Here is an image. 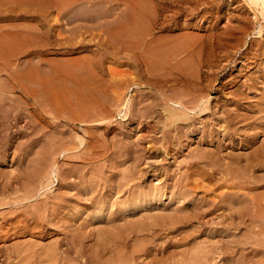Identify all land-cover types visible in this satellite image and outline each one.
Returning a JSON list of instances; mask_svg holds the SVG:
<instances>
[{
  "label": "bare ground",
  "instance_id": "6f19581e",
  "mask_svg": "<svg viewBox=\"0 0 264 264\" xmlns=\"http://www.w3.org/2000/svg\"><path fill=\"white\" fill-rule=\"evenodd\" d=\"M163 1H165V0H163ZM168 1L169 0H167V2ZM184 1H186V0H184ZM243 1H245V3H247V6H249L248 8H251L253 10L252 11V13H253L252 16L254 17L253 21H255V22L257 21L256 23L260 25V27L259 26L258 27L262 29L264 27V0H243ZM171 2H173V1H171ZM177 2H180V1L177 0ZM195 2H197V0ZM198 2L200 3L201 0L200 1L198 0ZM105 3H106V1H105ZM173 3L176 4V2H173ZM167 4L171 5L169 3H167ZM197 4L196 5L192 4V5L195 7V6H197ZM204 4H202V5H204ZM176 5L178 6L179 3ZM202 5L199 4V6H202ZM183 6H182V8H183ZM208 7L210 8L209 5H208ZM257 7H258V9H260L259 11H258ZM171 8H172V6L170 7V9ZM187 8H185V9L187 10ZM193 8H191L190 10L192 11ZM196 8H198V7H196ZM174 9H175L174 11L176 12L177 11L176 8H174ZM200 10H202V8ZM184 11L185 10H183V12ZM194 11H196V10L194 9ZM249 11H250V9H249ZM177 12H179V9ZM199 12L200 11H198L197 13H199ZM181 13H182V11H181ZM186 13H187V11H185V14ZM139 14L141 15V13H139ZM188 14H190V13H188ZM247 14H248V12H247ZM171 15H174V14H171ZM131 16H133V15L131 14ZM235 16H237V14L234 15V17ZM252 16H251V19H252ZM244 17H245V15H244ZM244 17L241 19L242 22L244 20ZM246 18L248 19V17H246ZM130 19H131V21H130L131 23H134V22L136 23L135 17H131ZM106 21L108 22L107 19H106ZM110 21L112 22V20H110ZM236 21H238V20H236ZM240 21H238V22H240ZM248 21H249V19H248ZM125 22H124V24H125ZM128 22L129 21H127V23ZM151 22L148 21L147 23H151ZM242 22H240V23H242ZM152 24H154V23H152ZM245 24L247 25L248 23L245 21L243 26H245ZM252 24H253V22L251 23V25ZM233 25H236L235 27H237L238 23L236 22V24H233ZM146 26H147V24H146ZM155 26H157V25L155 24ZM243 26H242V28H245ZM157 27L159 28V26H157ZM186 27H188V25H186ZM229 27H231V26H229ZM146 28H148V27H146ZM218 28H220V27H218ZM239 28H241V27L240 26L237 27V29H239ZM142 29H145V28H142ZM209 29L212 30V28H210V27H209ZM221 29L222 28H220L219 30H221ZM148 30H150V29H148ZM225 30H226V28L223 31H225ZM235 30H236V28H230L227 30L228 34H229V42L228 43L235 42V41H233V38H230ZM153 31H155V30H153ZM243 31L239 32V33L246 32V31H244V32ZM150 32L152 33V31H150ZM151 33H149V34H151ZM217 33H215V34H217ZM258 33H261L260 30H258ZM17 34L18 33L14 27H12L8 31L7 30L2 31V28H0V125H1V128L3 126H5V124H9L12 120L11 117L13 116L12 112H13L14 108H12V107L7 108V105L9 106L12 103V102L10 103V101L8 100V97L13 98L12 95H7L8 93L21 92L20 95L23 93L26 98H31L33 100V103H35V106L41 107L43 103L41 102L39 97L43 98L42 95L44 96V93L51 91L53 88L54 89L56 88V87H54L53 81H51V80L44 81L43 79L41 80L39 77L35 78L36 77L35 75H34L35 77H32L29 80L34 81V83H38V86H36L35 88H32L31 86H29V83H27L28 85L26 84V82L23 83V81H22L23 77L17 71V69L19 68V67L17 68V65H18L17 63L15 66V69L6 68L5 59H11V60L16 61L19 58L20 52H18V50H17V40H18ZM236 35H237V33H236ZM236 35H234V36H236ZM145 36H146V34H145ZM151 36L154 37L153 34ZM226 36H225V39H226ZM237 36H236V38H237ZM189 37H190V35H189ZM204 37H206V36H204ZM211 37H213V36H211ZM216 37H217V35H216ZM152 39H150V41ZM230 39L232 41H230ZM222 40H224V39H222ZM226 40H228V39H226ZM241 40H242V42H244L243 39H241ZM255 40L260 41L259 39H255ZM206 41L208 43H210L209 42L210 40L209 41L206 40ZM186 42H185V46H186ZM213 42H214V40H213ZM238 42H240V41H238ZM254 42H256V41H254ZM216 43H217V41L215 42V44ZM144 44H145V41H144ZM215 44H214L213 48L215 47ZM226 44L227 43H225V47H227ZM152 45H149V46H152ZM203 45L205 46V44H203ZM207 45L208 44H206V46ZM212 45L213 44H211L210 46H212ZM219 45H220V43H219ZM222 45L224 46V44H222ZM222 45H221V47H222ZM229 45L232 46V43ZM239 45H241V44H239ZM243 45H245V44H243ZM188 47L189 46H187V48ZM225 47H224V49H225ZM251 47L252 46H250L248 48V46H247V48L249 50H246V53H243V55H242L243 57H241L242 59L240 58L241 63H242V65H241L242 71L241 72H243L246 67H249L250 59H251V61L254 60L253 61L254 63L255 62L257 63V61L262 56H264V44L261 45L258 49L256 46V49H254V51L252 49H250ZM175 48H177V47H175ZM194 48H192V49H194ZM170 49H172V48H170ZM192 49L186 50V48H185V50H183V47H181V48H179V52L177 49L176 50L177 54H176V57L175 56L173 57L174 63H172V64L168 63V65H167V63L165 62V57H164L163 65H165V67L167 66V68L169 70L168 73L158 75V76L154 75L155 78L152 77L153 79H151L149 77V79H147L148 81L146 79L143 80L144 78L142 79L143 81H146L145 83L148 85V87L150 85L154 88V90H156L155 92H157L156 93L157 95H155V96L153 95L154 96V97H152V98H154L153 101L148 100L150 103H148V101L146 103V101H145L144 103H146V104H144V105L140 101L139 104L141 106L139 105L140 106L139 108H138V106H137V108H131V106L134 104H129L130 102L125 103L126 100L124 101L125 104L121 105L122 108L127 109V113H129L130 117H136V118H134L136 120V126L135 127L133 126L134 127L133 129L131 127L130 130L133 131L134 135L136 133H138L137 135H139V136L138 137L134 136L137 139H135V141H133L130 139V136H129L130 132L129 133L127 132L128 129H127V131L125 129L126 132L121 130L120 133H118V131H117L118 136L120 134L121 137H118L117 135L116 136L118 138L113 137L115 139V141H112V142H114V146L117 147V149L115 148V150L113 148L112 149L108 148V151L105 150V148L107 146L105 148H104V146L107 144H104L105 142H103V140H104L103 139V140H101L103 143L100 142L99 144H97V146H95L96 153L95 152L94 153H88L91 150L93 151V148H94L93 147L94 145L93 146L90 145V142L92 141L91 139L94 136L92 130L96 129V127L94 128V125H99V127L96 130H97V132L100 130V132H98V135H96V137L98 140H100L104 135L106 136V134L108 133V130L110 129L109 125L113 119V116H111L112 113L110 111H107L108 108L102 109L101 113L96 112L95 111L96 108L92 109L93 106L97 105L100 102H96L97 104H95V102L93 100L94 105L92 104L93 106L91 108H89L90 106L88 105V103H85L86 97H84V94H87V93H85L84 91L78 92V90L74 89V87H73V90H76V92L74 94H72L74 97L72 96V98H70V99H68V97L71 96L70 94L68 96V95H66L68 93H65V92L56 93L55 90L54 91H55L57 96H56V98H54L55 99L54 102L52 100H50L51 98H48L50 101H48V99L46 101V99L43 98V100L48 102L47 105L49 106V111L52 114L53 118L55 119L54 124L51 123V124H53L51 127V130L47 129V130H49V132H51L50 135H52L51 149L49 148V150H51L49 155L53 156L52 159L50 160L51 164L49 163V164H47L48 165L47 166L44 163L42 165V168H40L41 166L40 167L38 166L39 168L36 169L34 172L32 170L31 174H28L29 172H27V174H28L27 178L26 177H23V178L24 179L26 178L28 183H25L23 180H22L21 184L18 182L20 184L19 189H20V187H22L24 190L23 191L24 194H22V192H18L19 198L16 195L17 199H15V196L12 199L13 200L15 199L14 202L17 204L18 207H20V210H21V208L23 210L21 211V213H18L19 209L16 210V212L18 214L15 215L13 213L15 216H12L11 215L12 213L10 212V215L12 217L9 218L7 215V218H9V219H7L6 217L1 218L2 214L0 215V219L3 220L4 223L6 222L5 224L8 225V228H6L7 231L5 230L6 233L3 235L2 234L0 235V241L5 236L6 237L11 236L12 237L13 235H22V237L23 236L25 237L26 234L35 235L34 238L38 237L40 240H44V239L51 237V236H54V235H62L63 237L59 238V241H58V239L56 240V242L51 240L52 243H47V244H45L46 240H45L44 244H42L40 241H36V240H34L36 242H30L34 238L32 240H29V242L27 241L24 244H21L17 241V243H19L20 245L19 244L15 245V243H14L15 246L12 247L11 252L10 253L7 252V254H5V256L7 255V260L11 259L10 260L11 264H72V261H75L76 259H78V257H82V258L84 257V259H85L84 263L82 262L80 264H150L151 262H155V260L158 262V264H167L166 263L167 259H165V260L162 259V257L160 255L158 256L159 258H157V259H155V255L151 256V254H154V253L151 252L150 244L153 243L154 241H156L158 238L163 240L162 239L163 237H166L165 239H167V237H168V239H169V237H171L169 235L179 236L184 232L185 233L188 232V230H191V231L194 230L193 232L199 233L201 235V237H202V235H204L208 238H211L209 236H214V238L216 236L217 237L223 236L226 239H228V240L224 239V243L227 245V242H228V245H230L231 244L230 243L231 237L233 239L235 237H238L240 234L249 232L251 230L253 231V229L255 227L260 226V222L264 218V138L262 139L263 141L260 142L258 135L264 134V128H261L262 126L261 127L259 126V124L256 122L257 121L256 119L258 118L257 117L258 113L263 112V114H264V98H263V96H262L263 99L258 98L259 95L257 97L258 99H261L259 102H257L255 104V105H257L256 107L259 108V112L258 113L255 112L257 114V116L254 115L255 113L254 114L252 113L253 112V111H251L252 108H251V110H249V108H247V106H243L241 100L245 101L246 99L244 97H246L247 99L251 98V97H248L249 95L248 96L246 95L247 94L246 91H249V90L254 91L255 89H259L258 84H257L258 81L260 83L264 82V66H261L263 62L261 64H259L260 66L257 64V66L263 67V68L258 69L259 70V71L257 70L258 72L254 71L255 75L257 74L256 77L253 76L254 78L250 77V79L248 78L247 81L245 80L246 82L244 81V83H245L243 85V87L245 86L244 91L239 90V88L242 85H240V87H237L238 91H235V90L227 91V84H226L227 82L225 83V82L220 80L219 66H218V64H214L217 62V60H216V62H214V60L203 59L202 57H200V55L197 51L192 50ZM160 50H161V48H160ZM164 50H166V49H163V53H159L156 51L157 55L160 56L161 54H164V52H165ZM208 50H209V48H208ZM226 50H224V51H226ZM167 51H169V49ZM206 51H207V49H206ZM219 52H220V50H219ZM229 52L230 51H228V54H229ZM153 53H152V56H154ZM179 53L181 54V56L178 57ZM207 53H209V52H205V56ZM213 53H215V52H213ZM221 53H219V54H221ZM226 53H225V55H227ZM209 54H207V55H209ZM217 54H218V52H217ZM217 54L215 56H217ZM201 55H203V54H201ZM223 57H226V56H224V53H223ZM154 59H156V58H154ZM169 61H171V60L169 59ZM226 61H228V60L226 59L225 62ZM238 61H239V59H238ZM99 64H101V63H99ZM223 64H225V63H223ZM223 64H221V65H223ZM257 66H255V67H257ZM191 67H193L192 71L189 70ZM220 68H221V66H220ZM223 69H225V68H223ZM255 69H253V70H255ZM238 71H240V70H238ZM222 72H220V73H222ZM244 73H245V71H244ZM252 75H253V72H252ZM98 76H100V75H98ZM246 76H247V74L245 75V79H247ZM2 77H5L6 80L12 81V83L8 86L4 85L3 84L4 79ZM44 77H46V76H44ZM66 77L67 76H65V78ZM52 78H54V77H52ZM68 78H70V77H68ZM76 78H78V77H76ZM93 78L95 79V77H93ZM99 78L100 77H98V79ZM114 78L115 77H113V80L110 79L112 81V85L110 84L111 82L109 80H108L109 82L106 81L112 87L116 86V85H113V83L115 84V82H113L114 80L117 79V83L120 82V80L118 81V78H116V79H114ZM48 79H50V78H48ZM57 79H59V78H57ZM71 79H73V78H70L68 80L71 81ZM89 79H92V78L89 77ZM89 79L87 78L88 83H89ZM101 79H104V78H101ZM121 79H123V78H121ZM125 79L122 80V82L126 83L129 80L128 79L126 81ZM59 80H61V79H59ZM83 80H84V78H82V81H80V82L81 83L83 82L86 85V82H84L85 80L84 81ZM234 80H233V82H234ZM70 81H68V82H70ZM73 81H75V80L73 79ZM92 81H94V80L92 79ZM130 81L128 83L132 82V81L131 82ZM76 82H77V79H76ZM95 82L96 81H94V83ZM101 82L102 81H100V83ZM238 82L240 84H242L240 81H238ZM94 83L92 85L94 87L95 86L98 87L99 85H102V84H99V85L97 84L98 85L97 86ZM102 83H104V82H102ZM31 84H32V82H31ZM65 84L67 85V83H65ZM76 84L78 85V83H76ZM126 84L124 85L121 83L117 86L120 87V85H122V86H124L123 88H125ZM263 84H262V86H264ZM59 85H57V89H58ZM236 85L238 86V84H236ZM236 85H235V88H236ZM122 86L118 89H121ZM64 87H65V85H64ZM96 87H95V89H97ZM102 87H104V86H102ZM102 87L99 86L98 89H100V91L103 89V91H104V88H102ZM116 87L112 88L113 90H115V92H112V90H111V94L114 93V97H112L113 94L111 97L113 99L116 98V100L120 101V103H121V99H123L121 95L123 93L122 94L119 93L120 91L117 92ZM127 87H128V85H127ZM243 87H242V89H243ZM62 88H63V86H62ZM106 88H109V86ZM106 88H105V90H106ZM260 88L262 90V87H260ZM82 89H84V88H81V90ZM61 90L64 91L63 89H61ZM92 90H94V89H92ZM109 90H110V88L106 91H109ZM66 91L69 92V90H66ZM123 91H124V89H123ZM91 92L93 93V91H91ZM150 92L151 91H149L148 93H150ZM104 93H105V91H104ZM142 93H144V92H142ZM213 93L219 94L218 97L216 96L217 98L216 97L214 98V100H216V103L214 105L211 104V100H212L211 95ZM258 93H260V89H259ZM52 94H53V92H52ZM97 94H98V92H97ZM97 94L95 92V95H97ZM150 94H152V93H150ZM105 95H104V97H105ZM139 95H141V94H139ZM46 96H45V98L50 96V94H48L47 97ZM89 96H90V94H89ZM120 96H121V99H119ZM123 96H125V95L123 94ZM224 96H226V98ZM144 97H145V95H143L141 100ZM221 97H224V99H226V100H224L222 102V104L220 103L219 107L222 108L221 109L222 111L220 112V110H218V111L216 110V107L218 106V103L221 100L220 99ZM87 98L90 99L89 97H87ZM92 98H93V96H91V99ZM112 98L110 100H109V98H107V99L109 101H111ZM148 98H150V97H148ZM88 99H87V101H89ZM95 100H97V99H95ZM7 101H9L10 104H8ZM255 101H256V98H255ZM103 102H106V101H103ZM103 102H102V104L104 105ZM19 103H20V101H19ZM110 103L113 104V103H117V102H113V103L110 102ZM120 103L118 102V104L116 106L119 107ZM247 103L249 104V102H247ZM15 104H17V103H15ZM89 104H90V102H89ZM102 104H100V105L102 106ZM45 105H46V103H45ZM72 105L75 106V108L77 105H79L80 107H77L76 109L74 108V110H73L70 108ZM251 105H253V104H251ZM12 106H14V105H12ZM159 106H161V107L159 108ZM113 107H115V105H113ZM256 107H254V108H256ZM31 108H32V106H31ZM35 108L36 107H34V109ZM45 108L47 109L48 107H45ZM101 108H104V107H101ZM119 110H121V109H119ZM17 111H19V108L17 109ZM20 111H19V113H21ZM24 111H25V109H24ZM32 111H33V109H32ZM41 112H43V111L41 110ZM218 112H220V114H222V115H220V114L218 115L217 114ZM25 113H26V111H25ZM25 113H22V115ZM34 113H36V112H34ZM43 113H45V112H43ZM118 113L119 112H117V114ZM14 115H16V113H14ZM48 115H50V114H48ZM26 116H25V119H26ZM28 116H27V118H28ZM38 116H37V118H38ZM44 116H45V114H43V118L46 117V116L45 117ZM52 116H51V118H52ZM254 116L257 118L255 119ZM98 117H100V118H98ZM123 117H125V116H123ZM127 117H128V115H127ZM130 117H128L127 119H129ZM149 117H150V120H148ZM261 117H263V116H261ZM17 118H15V119H17ZM32 118H33V116H32ZM9 119H10V122H9ZM50 119H47V120H50ZM263 119L259 118V120H263ZM51 120H53V119H51ZM62 122L65 124L62 125ZM151 122H153V124H151ZM132 124H134V122ZM155 124H157V125L159 124L161 127V129H159V130H161L160 136L158 135L159 137L158 136L156 137V135L154 136L152 134L154 132L152 130L156 127ZM10 125L13 127L12 124H10ZM10 125H9V127H10ZM43 125H44V122H43ZM60 125H62L61 126L62 128L66 127V126L68 128L70 127V130L72 132L74 131L73 133L75 136L68 133L69 132V131H67L68 128L60 130L59 129ZM103 125H105V126H103ZM118 125H117V127H118ZM263 125H264V123H263ZM40 127H42V125ZM115 128H116V125H115ZM123 128L124 127H122V129ZM259 129H262V130H259ZM35 130L36 129L34 127V132H35ZM8 131H10V130H8ZM14 131L15 130H13L11 132L14 133ZM93 131H95V130H93ZM142 131H145L146 134H143ZM156 131H158V130H156ZM1 132H0V134L3 133V132L2 133ZM6 132L4 133V135H6ZM40 132H42V131H40ZM47 132H45V133H47ZM78 132L82 133L83 136L81 135L82 138H80V136H79L80 139L79 138L78 139L80 140V142L78 141L79 142L78 146H75L77 144L73 145V143L76 142L74 139L78 137L77 135H80V134H78ZM45 133H44V136H45ZM58 133H61L63 135L62 136L63 138L57 137V138H59L58 141L61 139L60 140L61 145H59V146L55 144V142L57 141L56 136L59 135ZM9 135H10V133H9ZM36 136H38V135H36ZM36 136H34V138H36ZM39 136H41L40 133H39ZM1 137H3V136H1ZM5 137L7 138V136H5ZM31 137H33V136H31ZM41 137H43V136H41ZM60 137H61V135H60ZM84 137H86L87 139H86V141L83 142ZM132 137H133V135H132ZM188 138L189 139L193 138L192 143L189 142L191 145L189 146V144H188V147H191V148L189 149L187 147L189 150L186 149L187 151H184L186 148V145H185L186 143L183 144V142L186 140H189ZM10 139L13 140L14 137L10 138ZM10 139H8V140L10 141ZM227 139L228 140L229 139L234 140V141L236 139V142H234V143L229 141V145H228L230 147V145L232 143H233V145L236 143L235 144L236 147L234 146V148H232V149L231 148L229 149L228 147L226 148L225 147L226 146L225 141ZM46 140L47 139H44V142ZM2 141H3L2 143H4L5 139ZM12 143H11V145H12ZM143 143H147L146 144L147 145V148H146L147 151L142 148L141 145ZM7 144H8V142H7ZM47 145H48V143H47ZM109 145H110V143H109ZM80 146H82L81 147L82 149L80 148ZM237 146H240V147H237ZM4 147H6V143H5ZM76 147H79V150L81 149V153H79L80 151L79 152L77 151L78 149L77 150L75 149ZM231 147H233V146H231ZM1 148H3V147H1ZM6 148H8V147H6ZM45 148H46V146H45ZM47 148H48V146H47ZM237 149H244V151H238ZM43 150H44V148H43ZM4 151H6V150H4ZM154 151H158L159 154H161L160 152H162L163 153L162 155H165V156L171 155L173 153V151L174 152L176 151L177 155H178V153L180 155L183 153L182 160L180 161L181 166H179V164H178L179 170L177 169V172L178 171L179 172L176 173L175 171H173L174 173L178 174L177 175L178 177L176 176V174H175L176 178L174 175L169 176V174H172V173H167L165 171L169 176L168 180L171 179L173 182V183L170 181L167 182V178H166L165 183L166 182H167V184L172 183L170 185L165 184L167 187H165V185H163L164 188H166L165 189L166 190V197H167V193H168V195L170 197L168 200H170V199L172 200L174 198V200L175 199L177 200L175 202H178V200L183 202L182 206H174L172 209L169 208L171 210V214L165 213L164 211H162V212H164L165 215H160V213L162 214L161 211L159 212V214H154L155 213L154 209L157 208L156 205H157L158 201H160L162 196L164 197V195H165V191L162 190L163 186L162 185H161L162 187L157 186V185L151 186V184H153V183H151L150 181H149L150 185L148 184L149 186L147 185V187H146L143 185V181L145 183L144 178H146L147 175H150V176L155 177L157 179V175L159 174V173L156 174L158 172L157 170L155 173V168H153V166H151V164H150V163H153V161L155 163V160H153L152 162H147L145 160L146 162H143L144 159H147L149 157V156H147V158H143L144 156H146V155H144V153L147 152L148 154L150 153L151 155L156 154L157 152H154ZM75 152H78L80 155L82 154V156H80V155L79 156L82 159H84V161H86V163H84V166H81L82 164H80V165L78 164V165H72L71 167L67 168L66 163H65L66 167L63 168L61 166V164H58L59 162L57 161L58 158L56 159V156L59 157V155L62 154L63 158H68V157L71 158V156L74 155ZM184 152H186V153L188 152L187 155H184ZM1 154L4 156L5 153L3 154V152H2ZM41 154H43V153H41ZM47 154H48V152H47ZM159 154H157L158 157H159ZM40 156L42 158V155H40ZM153 156H151V157H153ZM44 157H46V156H44ZM73 157L75 159V156H73ZM46 158H48V156ZM128 158L133 160V163H131L132 166H130V172L126 173V175L124 174L123 177L125 178V180H119L118 174L120 172L118 173V168H119V166H122V164L126 160H129ZM156 158H157V156H156ZM48 159H47V161H48ZM74 159H71V161ZM76 159L81 162V160H79L78 158H76ZM149 159H150V157H149ZM158 159H160V158H158ZM161 159L163 160V158H161ZM178 159H180V158H178ZM40 160L41 159H39V161ZM43 160H44V158H43ZM140 161H142V163L144 164V165L142 164L144 166V167L142 166L143 169L145 168V164H147L145 171L142 170L141 166H140L141 168H139V164H141ZM148 161H151V160H148ZM37 162H38V160H37ZM66 162H67V160H66ZM156 162H157V160H156ZM38 163H36V164H38ZM61 163H62V161H61ZM63 163H62V165H63ZM157 163H155V164H157ZM176 163H177V160H176ZM73 164H75V163H73ZM129 164H130V162H129ZM159 164H161V163H159ZM171 164H173V163H171ZM69 165H70V163H69ZM168 165H170V164H168ZM175 165H177V164H175ZM154 166L156 167L158 165H154ZM126 167H128V165ZM165 167H167V165H165ZM172 167H173V165H172ZM172 167H171V170H172ZM161 169H162V167H161ZM163 169H162V171L164 172L165 169L164 170ZM169 169H170V166H169ZM169 169L168 170L166 169V170L170 171ZM174 169H175V166H174ZM119 170H121V169L119 168ZM128 171H129V169H128ZM123 172H125V171H123ZM152 172H154V173H152ZM24 173L25 172H20L21 175H23ZM52 173L55 174V177L57 180L55 190L54 189L52 190L53 185H52V181H50V175ZM150 173H152V174H150ZM27 174H24V175H27ZM121 174H122V171H121ZM158 176H160V175H158ZM5 177H6V175L3 176L2 179H4ZM8 177H9V180L11 182L12 176H8ZM15 178H16V180H19V179H17L18 177L15 176ZM159 179H160V183H161V178H159ZM173 179H175V180H173ZM5 180L6 179H4V181ZM7 181H8V178H7ZM19 181H21V178ZM13 182H14V180H13ZM15 183H17V182H15ZM154 183H156V182H154ZM157 183H159V182H157ZM9 184H7V185L5 184L7 187L4 185H3V187H6L7 189L9 188L8 189L9 191L12 187H13L12 189H14V191H15V188L18 187V185H16V187L14 188L15 185L13 184L14 186H12L10 188ZM0 185H1V183H0ZM1 191H4V190L2 189ZM41 191H42V193H41ZM7 192H5V193L7 194ZM20 193L22 195H20ZM121 193H123V195ZM1 194L4 195L3 193H1ZM6 194H5V196H6ZM9 194H7V195H9ZM119 194L122 196L113 200V197H115V195L119 196ZM209 195H211V196L214 195L215 198L213 200H211ZM10 197L11 196H9V198ZM122 197H124V199ZM6 198H8V196ZM33 198H35L37 202L39 201L38 202L39 204H37V203L35 205L33 204L34 208L32 207L33 208L32 209L31 208V206H32L31 200ZM211 198H213V197H211ZM13 200H11V201H13ZM162 200H163V198H162ZM2 201H4V199ZM2 201L0 204H2ZM34 201L35 200L33 199L32 202L34 203ZM164 201H166V200H164ZM164 201L162 203H164ZM8 202H10V201L8 200L6 203H8ZM14 202H12V203L14 204ZM122 202H123L122 205L124 207H119L120 205L118 203H122ZM170 202H172V201H170ZM181 202H179L180 205H181ZM84 203H85V205L87 204V207L92 208L91 210H90V208L88 209V210L92 211L91 213H88L87 212L88 210L86 208L84 209L81 207V205ZM5 205L6 204L4 203V206ZM115 205H119L118 208L117 207L114 208ZM174 205H176V204L174 203ZM1 206L2 205H0V207ZM10 206H11V208H16V206L14 207V205H10ZM165 206L168 207L169 205L168 206L165 205ZM158 208L156 209V211L161 210ZM10 209L8 207V210H10ZM153 210H154V212H153ZM225 211H227V213L229 211L230 213L225 214L226 213ZM167 212H168V210H167ZM134 213L140 214V217H139L140 219L135 221L136 215H134L133 219H135L134 220L135 222H133V220H131L132 222H128L130 219L128 221L126 219L128 218V216L130 214H131L130 217L132 219V216H133L132 214H134ZM179 213H184V214L189 213V214H187V216L186 215H184V216L179 215L178 216ZM120 214H121V216H122V214H125V219H124L125 223H120L119 217L117 218V215L120 216ZM126 214H128V215H126ZM101 217L105 218L104 219V221H105L104 226L105 227L99 226L102 229H98L99 227H95V226L97 225L98 222H100ZM97 218H100V219H99V221H97L95 223ZM226 218H228L229 220H227ZM226 220L229 222H226ZM263 222H264V220H263ZM98 225H99V223H98ZM100 225L102 226V223ZM187 227L188 228L192 227L193 229L190 228L187 230ZM2 229H3V226H2ZM255 229H257V228H255ZM0 232H1V230H0ZM193 232L192 233L190 232V235L192 234V236H193L194 235ZM197 233H196V236H197ZM187 234H184V237H186L185 235H187ZM194 236H193V238H194ZM9 237H8V240H10ZM15 237H17V236H15ZM220 237H219V239H220ZM173 238H171V240ZM90 239H91V241H90ZM176 239H178V238H176ZM183 239H185V238H182V240ZM187 239H188V237H186V241L184 240V242H188L189 240L187 241ZM205 240L206 239H204V241ZM233 240L236 241L235 239H233ZM233 240L231 242H233ZM65 241L67 242V244H65L64 247H68L70 245V248L68 247L67 250H66V248L62 249L63 242H65ZM87 241H89V243H87ZM134 241H135L136 245H137V242L142 241L143 243H141V244H143V245L140 244L141 247H136L135 244H134L135 246H133V244H130L131 245L130 246L129 243L134 242ZM172 241H171V243H170V241H166V240L164 242H165V244L166 243L168 244V242L170 243V245L172 244V246H170V248H173V247L177 248L180 246L179 244H181L180 243L181 241L180 242H173V243H172ZM174 241H177V240H174ZM3 242H4V240H3ZM184 242L182 241V245L184 246V248L188 247L187 245L189 244V242L187 245H184ZM212 242H214V241H212ZM222 242H223V240H222ZM207 243L206 244L205 243L194 244V247L198 248L199 250H202L201 247L205 246L204 248L208 249L210 247V248H213V251H215L214 249L217 247L214 246L212 243H211V245H210V243H209V245ZM237 243L238 242H236V245L238 246L239 243L238 244ZM261 243H262V241H261ZM161 244H160V248H161ZM167 244H166V246H167ZM192 244H193V242H192ZM192 244H190V245H192ZM66 245H68V246H66ZM154 245H156V244H154ZM216 245H218V243ZM232 245L233 246H231V247L234 248V246H236L235 242H234V244L232 243ZM129 246H130V248H132V247L133 248L130 249ZM166 246L162 247V250L166 251V248H169V246H167V247ZM92 247H97L99 249L98 251L95 250L97 255L90 252V249L92 250ZM152 247H153V245H152ZM128 248L130 250H128ZM218 248H221V244ZM224 249L222 248V250H224ZM226 249H227V247H226ZM228 249H230V248H228ZM156 250L159 251L161 249H156ZM162 250H161V253H164V252H162ZM234 250H236V248H234ZM152 251H153V249H152ZM182 251H180L181 255L184 252V251L183 252ZM195 251H197V250H195ZM209 251H211V250H209ZM228 251H230V250H228ZM228 251L226 252V250H224L223 253L226 254V253H228ZM88 252H90V253L88 254ZM204 252H206V251L204 250ZM180 253H178V254H180ZM220 253L222 254V252H220ZM174 254H177V253L174 252L173 250L168 252V256L173 257ZM156 255H158V254H156ZM166 255H167V253H166ZM210 255H211V252H210ZM149 256H151V257L154 256L153 257L154 259L153 258L151 259V257L149 258ZM184 256H183V258H184ZM203 257H205V256H203ZM222 257H223V255H222ZM4 258H3V260H4ZM147 258L150 260H147ZM183 258L181 260H183ZM170 259L171 258L169 257L168 260H170ZM222 259H224V258H222ZM181 260L179 263H181ZM190 260H192V259H190ZM174 261H176V260H174ZM4 262H5V260H4ZM76 262H78V261H76ZM157 262H155V263L157 264ZM10 263L8 262V264H10ZM76 264H78V263H76Z\"/></svg>",
  "mask_w": 264,
  "mask_h": 264
},
{
  "label": "rangeland",
  "instance_id": "374dc122",
  "mask_svg": "<svg viewBox=\"0 0 264 264\" xmlns=\"http://www.w3.org/2000/svg\"><path fill=\"white\" fill-rule=\"evenodd\" d=\"M105 1H106V3H105ZM162 1L163 0H161V1L160 0H0V15L2 16V17L0 16V28H2V31H4V30L5 31L6 30L8 31L12 27L15 28V30L18 33L17 34V36H18V40H17V50H18V52H20L19 58L16 61L11 60V59H5L6 68L15 69V66H16V63H17L18 64L17 65V68L18 67L19 68L18 69L16 68V69H17L18 73H20V75L23 77V80H22L23 83L24 82H26V84L29 83V86H31L32 88H35L36 86H38V83H34V81H30L29 80L32 77H35L36 76L35 78L39 77L41 80L43 79L44 81H47V80L48 81L49 80L53 81L54 87H56V88L55 89L53 88L51 91L47 92L48 94H50V96H48L47 93H44V96L42 95V97L44 99H46V101H47L48 98H51L50 100H52L54 102V100H55L54 98H56V96H57L56 93H61V92L62 93L63 92L68 93V94H66L68 96L70 94L71 96L68 97V99H70L73 96L72 94H74L76 92V90H78V92L79 91H81V92L84 91L85 93H87V94H84V97H86L85 98L86 99V102L85 103H88V105L90 106L89 108H91L94 105V102H95V104H97L96 102H100L97 105L93 106V108H92V109H95L96 108L95 111L98 112V113L99 112L101 113L102 112V109H107L108 108L107 111H110L112 113L111 116H113L112 122L109 125L110 129L108 128L109 130H108V133L106 134V136L104 135L100 140H98L97 137H96V135H98V132H100V130L97 132L96 129L99 127V125H94V128L96 127V129H93V130H95L96 132L93 131V130H92V132H93V135L96 138L93 136V138L91 139L92 141L90 142V145H92V146L94 145L93 146L94 148H93V151L91 150L88 153H94V152L96 153L95 146H97V144H99L100 142L101 143L105 142L104 144H107V145L104 146V148L107 146L105 148V150H107V151H108V148L109 149H112L113 148L114 150H115V148L117 149V147L114 146V142H112V141H115V139H114L115 137L116 138L121 137L120 134L118 136V133H120L121 130L124 131V132H126L127 129H128L127 132L128 133L129 132L131 133V134L129 133L130 139L133 140V141H135V139H137L134 136L138 137L139 136V135H137L138 133H136L134 135L133 131L130 130L131 127L133 129L136 126V120L134 119L136 117H130L129 116V113H127V109L122 108L121 105L130 102L129 104H134V105L131 106V108H137V106L139 108L141 106L139 104L140 101L142 102L143 105L146 104L148 100L149 101H153L154 98H152V97H154L155 95H157L156 94L157 92H155L156 90H154V88L152 86H150V85H149V87H150L149 88L148 85L145 83L146 81H143V80H145V79L147 80V79H149V77L151 79H153V78H155V76L168 73L169 70H168L167 66L165 67V65H163V61H164L163 59L165 57V62L167 63V65H168V63L169 64L170 63L171 64L174 63L173 57L174 56L176 57V54H177V51L176 50L178 49V52H179V48H181V47H183V50H185V48H186V50H188V49H192V48L195 47L192 50L197 51L199 53L200 57H202L203 59L214 60V62H216V60H217L216 63H214V62L213 63L214 64H218V66H219V74H220L219 76H220V80L223 81V82H225V83L227 82L226 83L227 84V91H233V90L238 91L237 90V87H240V85H242V86L239 88V90L240 91H244V89H245V86L243 87V85L245 84L244 81L245 80L247 81L248 78L250 79V77L251 78L256 77L257 74L255 75V72L258 69L263 68V67H259L260 66L259 64H261L262 62L264 63V56H262L257 61V63L255 62L256 64L253 62L254 60L251 61V59H250V61H249V64H250L249 67H246L245 70L243 69L245 71V73H244V71L241 72L242 71V69H241V65H242L241 59L242 58L241 57H243L242 56L243 53H246V50H249L248 48L250 46L253 47L255 45L254 46L255 48L254 47L253 48L252 47L250 48V49H252L254 51V49H256V46H257V49H258L261 45L264 44V29H263L264 27L262 29L259 28L260 25L256 23L257 21L256 22L253 21L254 20V17L252 16V14H253L252 11L253 10L251 8H248L249 6H247V3H245V1H243V0H203L204 2L201 0L202 3L201 2L199 3L198 0H197V2H195L196 0L195 1L194 0L193 1L192 0H189V1L188 0H186V1L179 0L180 2H177V0H169L170 2L171 1L176 2V4L179 3V5L177 6L173 2L170 3L169 1L167 2V0H165L163 2ZM167 3H169L171 5H168ZM192 4L193 5H196L197 4V6L194 7ZM199 4L200 5L204 4V5L199 6ZM181 5L182 6L183 5L185 6V7L183 6L184 9L182 8ZM208 5L210 6V8L208 7ZM171 6H172L171 9L173 11L170 9ZM190 7L191 8L194 7L192 9L193 12L190 10L191 9ZM196 7H198V8H196ZM174 8H176L177 11L179 9V12H177V11L175 12L174 11L175 10ZM185 8H187V10ZM201 8H202L203 11L200 10ZM194 9L196 11H194ZM249 9H250L251 12L249 11ZM257 9H258V7H257ZM183 10L187 11V13L185 14V11L183 12ZM245 10L248 12V14H247V12ZM259 10L260 9H258V11ZM181 11H182V13H181ZM198 11H200V12L197 13ZM139 13H141V15ZM188 13H190L191 15L188 14ZM131 14L133 16H131ZM171 14H174V15H171ZM236 14H237V16L234 17V15H236ZM244 15H245V17H244ZM251 16H252V19H251ZM131 17H135L136 23L135 22L134 23H131L130 22L131 21V19H130ZM243 17H244V20L242 22L241 19ZM246 17H248L249 21H248V19ZM106 19L108 20V22L106 21ZM110 20H112V22ZM236 20H238V21L241 20L240 22H242V23H240V22H238ZM250 20L253 22L252 25H251L252 22ZM127 21H129V22L127 23ZM148 21L149 22L152 21V22L151 23H147ZM245 21L248 24L247 25L245 24V26H243ZM124 22H125V24H124ZM236 22L238 23V25L241 28L237 29V27H239V26L237 25V27H235L236 25H233V24H236ZM152 23H154V24H152ZM146 24H147V26H146ZM155 24L157 26H159L160 29L157 26H155ZM186 25H188L189 28L186 27ZM229 26H231V27H229ZM242 26L245 27V28H242ZM146 27H148V28H146ZM209 27L212 28V30L209 29ZM218 27L222 28L221 29L222 31L219 30L220 28H218ZM142 28H145V29H142ZM225 28H226V30L223 31ZM230 28H236V30L233 32V34L230 37V38H233V41H235V42L228 43L229 42V34H228V31L227 30L230 29ZM148 29H150V30H148ZM153 30H155V31H153ZM243 30L246 31V32H244ZM258 30H260L261 33H258ZM150 31H152V33ZM242 31L244 33H239V32H242ZM144 33L146 34V36H145ZM149 33H151V34H149ZM215 33H217V34H215ZM236 33H237L238 36L236 35ZM152 34L154 35V37L151 36ZM223 34L224 35L225 34L227 35V36L226 35L225 36H226V39H228V40L225 39V36ZM189 35H190V37H189ZM216 35H217V37H216ZM234 35H236L237 38ZM204 36H206V37H204ZM211 36H213L214 38L211 37ZM149 38L150 39L153 38V39L150 41ZM222 39H224V40H222ZM241 39H243L244 42H242ZM255 39H259L261 42L258 41V40H255ZM206 40H208V41L210 40L209 41L210 43H208ZM213 40H214V42H213ZM144 41H145V44H144ZM216 41H217V43L215 44ZM230 41H232V40L230 39ZM238 41H240V42H238ZM254 41H256V42H254ZM185 42H186V46H185ZM219 43H220V45H219ZM225 43H227L226 46L229 49L227 47H225ZM231 43H232V46L229 45ZM148 44L149 45H152L153 44V45L152 46H149ZM201 44L202 45L205 44V46L204 45L202 46ZM206 44H208V45L206 46ZM209 44L210 45L213 44V45L210 46ZM214 44H215V47L213 48ZM222 44H224V46ZM239 44H241V45H239ZM243 44H245V45H243ZM221 45H222V47H221ZM187 46H189V47L187 48ZM247 46H248V48H247ZM175 47H177V48H175ZM207 47L209 48V50H208ZM224 47H225V49H224ZM160 48H161L162 51L160 50ZM162 48L163 49H166V50H164L166 53L164 52V54H161L162 56L160 55L161 56L160 57V56L157 55L156 51L159 52V53H163V49ZM170 48H172V49H170ZM168 49H169L170 52L167 51ZM206 49H207V51H206ZM218 49L220 50V52H219ZM226 49L228 51H230L229 54H228V51ZM224 50H226V51H224ZM205 52H209L210 54L207 53L209 55L206 54V56H205ZM213 52H215L216 54L218 52L217 56H215L216 54L213 53ZM152 53L154 54V56H152ZM219 53H221V54H219ZM223 53H224V56H226V57H223ZM225 53L227 55H225ZM201 54H203V55H201ZM179 56H181L180 53H179L178 57ZM154 58H156V59H154ZM169 59L171 61H169ZM226 59L228 61L225 62ZM238 59H239V61H238ZM99 63H101V64H99ZM223 63H225V64H223ZM263 63H262L261 66H264ZM221 64H223V65H221ZM257 64L259 66H257ZM220 66H221V68H220ZM255 66H257V67H255ZM192 68L193 67H191L189 70L192 71L193 70ZM223 68H225V69H223ZM252 68L253 69L256 68V69L253 70ZM238 70H240V71H238ZM248 70L249 71L251 70V71L249 72ZM220 72H222V73H220ZM252 72H253V75H252ZM246 74H247V76H246L247 79H245V75ZM98 75H100V76H98ZM44 76H46L47 78L44 77ZM65 76H67L66 77L67 79L65 78ZM97 76L100 77V78L98 79ZM52 77H54V78H52ZM68 77L73 78L75 81H73V79H71V81L68 80V79H70ZM76 77H78L79 79L76 78ZM89 77L92 78L96 82L94 83V81H92V79H89ZM93 77H95V79ZM113 77H115L114 79L118 78V81L120 80L119 83H117V79L114 80L113 82H115V84L113 83V85H116L117 86V85H119L121 83L125 85L127 83L126 84V87H125L126 89L123 88L124 86H122V85H120V87L122 86V88H121L122 90L121 89H118V88H120L119 86H117V87L116 86H113V87L110 86V84L112 85V81L110 79L113 80ZM120 77L123 78V79H121ZM2 78L4 79V82H3L4 85H7L8 86V85H10L12 83V81L6 80L5 77H2ZM48 78H50V79H48ZM57 78L61 79L62 81L59 80V79H57ZM82 78H84L85 81L84 80L83 81L86 82V85L83 82L82 83L80 82V81H82ZM87 78L89 79V83L87 81ZM101 78H104V79H101ZM76 79H77V82H76ZM124 79L126 81L128 79L129 80L126 83H124V82H122V80H124ZM108 80L111 82L110 84L107 83V82H109ZM233 80H234V82H233ZM68 81H70V82H68ZM100 81H102L104 83H102V82L100 83ZM129 81L131 83H128ZM238 81H240V82L242 81L241 82L242 84H240ZM31 82H32V84H31ZM65 83H67V85ZM76 83H78L79 86ZM93 83L95 85L102 84V85H99V86L100 87L104 86L102 88H104L105 93H104L103 89L101 91H100V89H98L99 88L98 85H97L98 87L95 86L97 88V89H95V87L92 86ZM235 83L238 84V86ZM263 83L262 82L260 83L259 81L257 83L258 84V88L260 89V93H258L259 92V89H255L254 91L253 90L246 91L247 94L246 93L245 94L247 96L249 95L248 97H251V98L247 99L246 97H244L246 100L245 99H244L245 101L241 100L243 106H247V108H249V110H251V108H252L251 111H253L252 112L253 114L255 112L256 113L259 112V108L256 107L257 105H255V104L257 102H259L261 99L264 98V90H263L264 89V86H262ZM57 85H59L58 89H57ZM64 85H65V87H64ZM127 85H128V87H127ZM235 85H236V88H235ZM62 86H63V88H62ZM105 86L106 87L109 86L110 90L109 91H106L109 88H106ZM73 87L76 90H73ZM114 87H116V91L117 92L120 91L119 93H121V94L123 93L125 95V96H123V94L121 95L123 99H121V96L119 97V99H121V103H120V101L116 100V98L115 99L112 98V97H114V93H112L113 94V96H112L111 90H112V92H115V90L112 89ZM242 87H243V89H242ZM260 87H262V90H261ZM81 88H84L85 90L84 89L81 90ZM105 88H106V90H105ZM61 89H63L64 91H62ZM92 89H94V90H92ZM123 89H124L125 92L123 91ZM54 90L56 91V93H55ZM66 90H69V92L66 91ZM91 91H93V93ZM149 91H151L150 93H152V94L148 93ZM52 92H53L54 95L52 94ZM95 92H96V94L98 92V94L95 95ZM142 92H144V93H142ZM20 93L21 92H13V93H8L7 94V95H12V97H13V98L8 97V100L10 101V103L12 102L11 104L9 103V101H7V103L10 104L9 106L7 105V108L8 107L9 108L10 107L14 108L13 109V112H12V115L13 116L11 117L13 121L11 120V122H12L11 123L10 122V119L11 118H10L9 119V122L10 123L8 122L9 124H5V126H3L2 128H1V125H0V128H1L0 129V132L1 131L3 132V133L1 132L3 135L0 134L1 136H3V137L0 136L2 138V139L0 138V148L1 147L4 148V149L3 148L0 149V154L2 152H3V154L5 153L4 156L2 154H1L2 156L0 155V183H1V185H0V192L4 194V195H2L0 193V200L2 201L4 199V201H2V204H0V205L3 206V207L2 206L0 207V215L1 214L3 215V216L1 215V218L2 217H6L7 218V215H8L9 218H11L12 216H15L16 214L21 213V211L23 209L21 208V210H20V207H18L17 204L14 201H15V199H17L16 198V195L19 198V196H18L19 193L18 192H22V194H24L23 193V191H24L23 188L20 187V189H19V186H20L22 180L25 183H28V181L26 179L27 176H28V174H31L32 170L34 172L40 166H41L40 168H42V165L44 163L46 165L49 164L50 163V160L53 157L52 155H49L50 154V151H51V150H49V148L51 149L52 135H50L51 132H49V130H47V129H50L51 130V127L54 124V120L55 119L53 118L52 114L49 111V106L47 105L48 102H46L45 100H43V98L39 97L40 100H41V102L44 105L42 104L41 107H38V106H35V103H33V100L31 98H26L23 93L21 94L22 95L21 96ZM89 94H90V96H89ZM139 94H141V95H139ZM104 95H105V97H104ZM143 95H145V97L141 100V98L143 97ZM146 95L148 97H150L151 99L148 98ZM258 95H259V97H258ZM45 96L47 98H45ZM91 96H93L92 99H91ZM216 96L218 97L219 94L213 93L211 95V99H212L211 100V104L212 105H214L216 103V100H214V98ZM262 96H263V98H262ZM87 97H89L90 99H88ZM224 97L226 98V96H224ZM224 97H221L220 98L221 99L220 100L221 102L219 101L218 106L216 107V110L217 111L218 110H220V112L222 111L221 110L222 108L219 107V105H220V103L222 104V102L224 100H226V99H224ZM257 97L258 98H261V99H258ZM107 98H109V100L112 98V100L109 101ZM255 98H256V101H255ZM87 99L89 101H87ZM95 99H97V100H95ZM250 99L251 100L253 99L254 101L252 100L253 101L252 102ZM50 100L48 99V101H50ZM93 100H94V102H93ZM19 101H20V103H19ZM103 101H106V102H103ZM124 101H125V103H124ZM145 101H146V103H144ZM149 101H148V103H150ZM89 102H90V104H89ZM102 102L104 103V105L102 104ZM110 102H112V103L113 102H117V103L111 104ZM118 102L120 103L119 104V107L116 106L118 104ZM247 102H249V104ZM15 103H17V104H15ZM45 103H46V105H45ZM250 103L253 104V105H251ZM100 104H102V106ZM12 105H14V106H12ZM113 105H115V107H113ZM31 106H32V108H31ZM34 107H36V108L34 109ZM45 107H48L47 108L48 110ZM77 107H80V106L77 105L76 108ZM101 107H104V108H101ZM160 107L161 106H159V108ZM254 107H256L257 109L254 108ZM18 108H19V111L21 110L20 111L21 113H19V111H17ZM70 108L74 110L75 106L72 105ZM24 109H25L26 113H25ZM32 109H33V111H32ZM119 109H121V110H119ZM41 110L43 112H45V113L41 112ZM116 111L119 112L118 113L119 115L117 114ZM32 112L33 113L36 112V113L33 114ZM220 112H218L217 114L219 115ZM14 113H16V115H14ZM22 113H25V114L22 115ZM256 113L254 114L255 116H257ZM43 114H45V116H46V117L44 116L45 118H43ZM48 114H50L52 116V118ZM26 115L27 116L29 115L28 116L29 119L27 118ZM38 115L40 117L41 116L42 117L40 118ZM127 115H128V117H130L129 119H127L128 118ZM220 115H222V114H220ZM260 115L263 116V117H261ZM25 116H26V119H25ZM32 116H33V118H32ZM37 116H38V118H37ZM123 116H125L126 118L123 117ZM257 117H255V119L257 118L256 119L257 120L256 122L259 124L260 127L262 126L261 128H264V125H263V123H264V119H263L264 118V114H263V112L262 113L261 112L258 113V116ZM15 118H17V119H15ZM50 118L53 119V120H51ZM98 118H100V117H98ZM259 118L260 119L262 118L263 120H259ZM47 119H50V120H47ZM130 119L134 122V124H132L133 122ZM148 120H150V117H149ZM43 122H44V125H43ZM51 123H53V124H51ZM10 124H12L13 127ZM63 124H65V123L62 122V125ZM151 124H153V122H151ZM9 125H10V127H9ZM41 125H42V127H40ZM62 125H60V127H59L60 130L61 129L68 128L67 126L64 127V128H62L61 127ZM105 125H103V126H105ZM115 125H116V128H115ZM117 125H118V127H117ZM155 125H156V127L152 130V131H154L152 134L154 136L156 135V137H157L158 135L160 136V134H161L160 133L161 130H159V129H161V127H160L159 124H158L159 126L157 124H155ZM34 127L36 129L35 132H34ZM122 127H124V128L122 129ZM42 128L44 130L45 129L46 130L44 131ZM7 129L10 130V131H8ZM125 129H126V131H125ZM13 130L16 131V132L14 131L15 134L13 132H11ZM156 130H158V131H156ZM259 130H262V129H259ZM40 131H42V132H40ZM67 131H69L68 132L69 134L75 136L74 133H73L74 131L72 132L70 130V127L67 129ZM117 131H118V133H117ZM5 132H6V135H4ZM45 132H47V133H45ZM9 133H10V135H9ZM39 133L43 137L39 136ZM44 133H45V136H44ZM142 133L143 134H146L145 131H142ZM58 134L59 135L56 136V140L57 141L56 142L54 141V142H55L56 145L59 146V145H61V143H60V140L61 139L59 141H58V139L59 138H63L62 137L63 135L61 133H58ZM78 134H80V135H77L78 137L74 139L76 142H74L73 145L77 144L75 146H78V144L80 142L79 139L82 138L81 137L82 133L78 132ZM36 135H38V136H36ZM60 135H61V137H60ZM132 135H133V137H132ZM263 135L264 134H259L258 135L260 142L263 141L262 140L264 138ZM5 136H7V138L10 136L8 139L13 138V137H14V139L13 140L10 139V141H11L10 142ZM31 136H33V137H31ZM34 136H36V138H34ZM79 136H80V138H79ZM57 137H59V138H57ZM4 139H5V142L2 143L3 142L2 140H4ZM44 139H47V140L44 142ZM84 139H83V142L86 141L87 138L84 137ZM192 139L190 138L189 139L190 141L189 140H186V141L183 142V144L186 143L185 144L186 145V148H185L184 151H187V150H189L191 148V147H188V144H189V146L191 145L190 143H192ZM101 140H103V142ZM229 141L234 143V142H236V139H235V141L234 140H230V139L229 140L227 139L225 141L226 142V144H225L226 145L225 146L226 148L227 147L229 149L230 148L231 149L234 148V146H235L236 143L234 145L232 143L230 145V147H229L228 146L229 145ZM7 142H8V144L10 146L7 144ZM5 143H6V147H8V148L4 147L5 146ZM11 143H12V145H11ZM47 143H48V145H47ZM109 143H110V145H109ZM146 144L147 143H143L141 146H142V148L144 150L147 151V149H146L147 148V145ZM45 146H46V148H45ZM47 146H48V148H47ZM231 146H233V147H231ZM81 147L82 146H80V148ZM237 147H240V146H237ZM43 148H44V150H43ZM75 149L76 150L78 149L77 151L78 152L80 151L79 153H81V149L82 148L79 150V147H76ZM4 150H6V151H4ZM237 150L238 151H244V149H237ZM47 152H48V154H47ZM78 152H75V154L72 155L71 158L68 157L69 159L68 158H63L62 154H60L59 157L56 156V159L58 158V160H57L59 162L58 164H61V166L63 168H65L66 166L68 168V167H71L72 165H78V164L79 165L82 164L81 166H84V163H86V161H84V159H82L80 157V156H82V154L80 155ZM154 152H157V153L151 155L150 153L148 154L147 152H145L146 154L144 153V155H146V156H144L143 158H147V156H149L150 159L148 157L147 159H144L143 162H146V161L147 162H152L153 160H155V163L158 162L157 164H155L154 161H153V163H150V164H151V166H153V168H155V173H156V170L158 171L156 174L159 173L158 175H160V176L157 175V179L159 181L155 177H152L150 175H147L146 178H144L146 184L143 181V185L146 186V187H147L148 184L150 185V182L154 184V185L151 184V186L157 185V186H160V187H162L163 185L167 184V182H169V181L172 182L171 179L168 180L169 176H172V175L175 176V174L179 172V171L177 172V169L179 170L178 164H179V166H181L180 165V161L182 160L183 153L181 155L178 153V155H177L176 151L175 152L173 151L174 154L172 153L169 156H165V155H162L163 154L162 152H160L161 154H159L158 151H154ZM41 153H43V154H41ZM187 153L184 152V155H187ZM157 154H159V157H158ZM40 155H42V158H41ZM44 156H46V157L48 156V158L49 157L50 158L48 159V158H46ZM73 156H75V159H74ZM151 156H153L154 158L151 157ZM156 156H157V158H156ZM43 158H44V160H43ZM76 158H78L79 160H81V162L78 161ZM158 158H160V159H158ZM161 158H163V160ZM178 158H180V159H178ZM39 159H41V160L39 161ZM47 159H48V161H47ZM71 159H74V160L71 161ZM37 160H38L39 163L37 162ZM66 160H67V162H66ZM148 160H151V161H148ZM156 160H157V162H156ZM176 160H177V163H176ZM61 161H62V163L64 162L63 165H62ZM129 162H130V164H129ZM36 163H38L39 165L36 164ZM65 163H66V166H65ZM69 163H70V165H69ZM73 163H75V164H73ZM131 163H133V160L129 159V160H126L122 164V166H119V168L121 169V170H119V168H118V173L120 172L118 174L119 180H125V178L123 176H124V174L126 175V173H129L130 172V166H132ZM140 163L141 164H139V168H141L144 165L142 163V161H140ZM159 163H161V164H159ZM167 163L170 164V165H168ZM171 163H173V164H171ZM175 164H177V165H175ZM127 165H128V167H126ZM154 165H158V166H156L157 168ZM165 165H167V167H165ZM172 165H173V167H172ZM169 166H170V169H169ZM174 166H175V169H174ZM143 167H142V170L145 171V169L147 167V164H145V168L144 169H143ZM161 167H162V169L163 168L165 169V170L163 169L164 172L162 171ZM171 167H172V170H171ZM128 169H129V171H128ZM166 169L167 170L169 169L170 171H167ZM121 171H122V174H121ZM123 171H125V172H123ZM165 171L167 173H172V174H169V176H168V174ZM173 171H175L176 173H174ZM20 172H25L24 174H27V172H29V173L27 175H24L23 174L24 175L23 176V175L20 174ZM152 173H154V172H152ZM152 173H150V174H152ZM5 175H6V177L4 179H6L5 180L6 182L4 181V179H2L3 176H5ZM51 175H50V181H52V185H53L52 186L53 187L52 190L53 189L55 190V187H56V184H57V180H56V177H55V174L54 173H52ZM177 175L178 174H176V176ZM8 176H12V177L14 176L13 178L11 177V182H10ZM15 176L18 177L17 179H19V180L21 178V181L16 180ZM176 176H175V178H176ZM23 177H26V178L24 179ZM7 178H8V181H7ZM159 178H161V183L162 184L160 183V179ZM166 178H167V182L165 183ZM162 179L163 180L165 179V180L163 181ZM13 180H14V182H13ZM173 180H175V179H173ZM153 181L156 182V183L157 182H159V183L156 184ZM15 182H17V183L19 182L20 184L19 183L17 184ZM172 183H168L167 185H170ZM5 184L6 185L9 184L10 188L12 186H14V185H15L14 188L16 187V185H18V187L15 188V191H14V189H12L13 188L12 187L10 189V191H11L10 192L8 190L9 188L7 189L6 188L7 186ZM3 185L6 186V187H3ZM165 187H167V186L165 185ZM2 189L4 191L7 189L5 192L8 191L10 194L7 192V194H9V195H7L4 191H1ZM165 189L166 188H164V186H163L162 187V190L165 191L164 197L162 196L163 200L161 198V200L158 201L159 204L157 203V205H156L157 208L160 206L161 208L159 207L158 209H161V210H157L156 211L157 208L154 209L155 210V213L154 214H159L160 211L161 212L164 211L165 213L171 214V210L169 208L172 209L174 206H182L183 205V202H181L179 200H178V202H175L177 200L176 199L174 200V198L172 200L171 199L168 200L170 197H169L168 193H167V197H166V190ZM41 193H42V191H41ZM5 194H6V196H5ZM22 194L20 193V195H22ZM121 194L123 195V193H121ZM122 195H120V194H119V196L115 195V197H113V200H115L116 198H118V197H120ZM7 196H8V198H6ZM9 196H11V197L9 198ZM14 196H15V199L13 200L12 198H14ZM209 196H210V199L211 200H213L215 198L214 195H212V196L209 195ZM211 197H213V198H211ZM122 198L124 199V197H122ZM33 199L35 200L34 203L32 202ZM33 199L31 200V203H32L31 204L32 205L31 208L32 207L34 208L33 204L34 205L36 203L39 204L38 203L39 201L37 202L35 198H33ZM6 200L7 201L9 200L10 202L6 203L7 202ZM11 200H13V201H11ZM164 200H166V201H164ZM1 201H0V203H1ZM163 201H164L165 204L162 203ZM170 201H172V202H170ZM12 202H14V204ZM173 202L176 205H174ZM179 202H181V205H180ZM4 203L6 204L5 206H4ZM118 204L120 206L119 205H115L114 208L115 207L118 208V206L119 207H124L122 205L123 202L122 203H118ZM10 205H14V207L16 206V208H11ZM82 205H81V207L84 208V209L85 208L87 210L89 208H90V210L92 209L91 207H87V204L85 205V203L82 204ZM165 205H167V206L169 205V206L166 207ZM170 205L171 206L173 205V206L171 207ZM7 206L9 207V209L10 208L11 209L8 210V207ZM16 210H18V213L16 212ZM90 210H88L87 212L88 213H91L92 211H90ZM154 210H153V212H154ZM167 210H168V212H167ZM10 212L12 213L11 214L12 216L10 215ZM164 212H162V214L160 213V215H165ZM225 212H226L225 214L230 213L229 211H228V213H227V211H225ZM187 214H189V213H186V214L179 213L178 216L179 215L180 216L181 215L182 216H184V215L187 216ZM126 215H128V214H126ZM132 215H133L132 216V219L130 217L131 214L126 219L127 221L130 219L128 222H132L131 220H133V222H135L138 219H140L139 218L140 217V214H135L134 213ZM134 215H136L135 216V219L136 220L133 219ZM118 217L120 219V223H125L124 222L125 221L124 220L125 219V214H122V216H121V214H120V216L117 215V218ZM9 218H7V219H9ZM99 219L100 218H97V220L95 221V223L97 221H99ZM104 219L105 218L101 217L100 222H98L99 225L97 223V225L95 227H99V226L100 227H105L104 226V222H105ZM226 219L229 220L228 218H226ZM227 220H226V222H229ZM263 220H264V218L260 222V226L255 227L257 229L254 228L253 231L251 230L249 232L240 234L238 237L233 238L236 241H234L232 239V237H231V239H230V243L231 244L230 245H228V242H227V245L224 243V239L225 240H228V239H226L223 236L222 237H220V236L217 237L216 236L215 237L216 239L214 238V236H209L211 238H208V237L202 235V237H201V235L199 233L193 232L194 230H192V231L191 230H188L190 228L193 229L192 227H189V228L187 227L188 232H186V233L184 232V233H182L179 236H177V235H169V236H171V237H169V239H168V237H167V239H165L166 237H163L162 236L163 238L162 237L161 238L163 240H161V239L158 238L156 241L153 242L156 245H154L153 243H151L150 244L151 252L154 253V254H151V256L152 255H155V259H157V258H159L158 256L160 255L162 257V259H164V260L167 259L166 260L167 261L166 262L167 264H170V263L171 264L172 263L173 264H175V263L178 264L180 262V260L183 258L184 255L185 256H184L183 260H181V263H179V264H192L193 262H194L193 264H195V263L196 264H199V263L200 264H264V243H263L264 242V239H263L264 238L263 237L264 236V222H263ZM5 223L3 222V220L0 219V227H1L0 228V230H1L0 235L1 234L2 235L5 234L6 231H7L6 228H8V225L5 224ZM101 223H102V226L100 225ZM2 226H3V229H2ZM100 227L98 229H102ZM189 231L191 233L193 232V234L195 235V236L193 235L194 238H193L192 234L190 235V232ZM196 233H197V236H196ZM184 234H187L188 235V236L187 235H185V236L188 237L187 241L189 240L188 241L189 244H188V242H184V240L186 241V237H184ZM15 236H17V237H15ZM8 237L5 236L0 241V264H8V262L10 263V260L11 259H8L7 260V255L5 256V254H7V252L10 253L11 250H12V247H14L15 245H17L19 243L24 244L27 241L29 242V240H32L35 237V235L26 234L25 237L24 236L22 237V235H13L12 237L11 236L9 237L10 240H8ZM62 237H63L62 235H54V236L48 237V238H46L44 240H40L38 237H36L32 241H30V242L40 241L42 244H44L45 243V240H46V243L45 244H47V243H52L51 240H53L54 242H56V240L58 239V241H59V238H62ZM219 237H220V239H219ZM171 238H173L172 239L173 241L171 240ZM176 238H178V239H176ZM182 238H185V239L182 240ZM164 239L166 241H170V243H171V241H172V243L173 242H180L181 241L180 242L181 244H179L180 245L179 247L182 250L183 249L184 250L186 249L185 251L183 250L185 253L179 247H177V248L176 247L170 248V246H172V244L170 245L169 242H168V244L166 243L167 246H169V248H166V251L165 250H162V247L166 246V244L164 242L165 241ZM204 239H206V240L204 241ZM3 240H4V242H3ZM34 240H36V241H34ZM174 240H177V241H174ZM222 240H223V242H222ZM232 240H233V242H231ZM260 240L262 241V243H261ZM17 241L19 243H17ZM90 241H91V239H90ZM182 241L184 242V245H187L188 244L187 245L188 247H185L184 248V246L182 245ZM212 241H214V242H212ZM192 242H193V244H192ZM197 242L199 244H202V243H205L206 244L208 242L207 243L208 245H209V243H210V245L212 243L217 248L214 247L215 248L214 249L215 251H213V248H210L209 247L207 249V248H204L205 246H203V247H201L202 250H199L198 248H195L194 247V244H198ZM234 242H235V245H236V242L239 243V244L237 243L238 244V246L236 245L237 247L234 246V248H236V250H234V248L231 247V246H233L232 243L234 244ZM14 243H15V245H14ZM87 243H89V241H87ZM141 243H143V242L142 241H139V242H137V245H136V243L134 241V242H130L129 245L130 244H133V246L136 245V247H141V245H143ZM217 243H218V245H216ZM65 244H67L66 241L63 242L62 249H65L66 248V250H67L68 247L70 248V245L69 244H68L69 246L66 245L68 247H64ZM160 244H161V248H160ZM190 244H192V245H190ZM220 244H221V248H218L220 246ZM152 245H153V247H152ZM130 246H129V248H130ZM225 246L227 247V249H226ZM129 248H128V250L132 249L133 247L130 248V249ZM222 248L223 249L225 248L224 250H226V252L228 250H230V251H228V253L225 252L226 254H224L223 253L224 250H222ZM228 248H230V249H228ZM152 249H153V251H152ZM156 249H161L162 252H164V253H161V250L158 251ZM167 249L169 251L173 250L177 254H174L173 257L172 256H168V252L169 251ZM95 250L98 251L99 249L97 247H92V250L90 249V252L93 253V254H95V255H97V253H96ZM195 250H197V251H195ZM204 250L206 252H204ZM209 250H211V251H209ZM180 251L183 252L182 255H181ZM90 252H88V254ZM210 252H211V255H210ZM220 252H222V254ZM166 253H167V255H166ZM178 253H180V254H178ZM156 254H158V255H156ZM222 255H223V257H222ZM151 256H149V258ZM203 256H205V257H203ZM153 257H151V259ZM169 257L171 258L170 260H168ZM3 258H4L5 262H4ZM222 258H224V259H222ZM190 259H192V260H190ZM84 260H85L84 257L83 258L82 257H78V259H76L75 261H72V264L73 263L74 264H76V263L80 264L82 262L84 263ZM147 260H150V259L147 258ZM174 260H176L177 262L174 261ZM76 261H78V262H76ZM155 262H157V261L155 260ZM155 262H151L150 264H154ZM157 264H158V262H157Z\"/></svg>",
  "mask_w": 264,
  "mask_h": 264
}]
</instances>
